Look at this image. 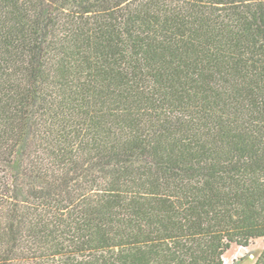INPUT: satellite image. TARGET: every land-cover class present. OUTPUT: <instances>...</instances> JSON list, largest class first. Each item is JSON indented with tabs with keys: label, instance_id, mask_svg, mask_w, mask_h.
Segmentation results:
<instances>
[{
	"label": "trees",
	"instance_id": "1",
	"mask_svg": "<svg viewBox=\"0 0 264 264\" xmlns=\"http://www.w3.org/2000/svg\"><path fill=\"white\" fill-rule=\"evenodd\" d=\"M258 238L264 0H0V264H224Z\"/></svg>",
	"mask_w": 264,
	"mask_h": 264
},
{
	"label": "rangeland",
	"instance_id": "2",
	"mask_svg": "<svg viewBox=\"0 0 264 264\" xmlns=\"http://www.w3.org/2000/svg\"><path fill=\"white\" fill-rule=\"evenodd\" d=\"M264 249V239H255L249 246L234 244L224 255V264H253Z\"/></svg>",
	"mask_w": 264,
	"mask_h": 264
}]
</instances>
